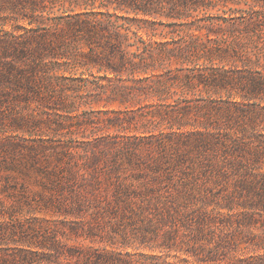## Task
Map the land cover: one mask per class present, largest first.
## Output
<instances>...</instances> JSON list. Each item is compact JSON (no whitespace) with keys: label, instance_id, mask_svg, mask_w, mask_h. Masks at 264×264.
<instances>
[{"label":"trees","instance_id":"16d2710c","mask_svg":"<svg viewBox=\"0 0 264 264\" xmlns=\"http://www.w3.org/2000/svg\"><path fill=\"white\" fill-rule=\"evenodd\" d=\"M11 91L56 98L12 121L26 131L46 114L56 133L67 129L28 153L70 159L62 181L82 184L65 214L81 219L64 230L34 224L24 236L0 229V264H174L164 256L172 251L216 262L214 236L227 225L264 224V0H0V105ZM68 91L137 103L130 110H143L146 128L79 140ZM112 111L111 126L129 113ZM181 146L222 152L217 170L234 183L200 196L166 188L160 156ZM143 165L158 173L151 182L121 172ZM72 234L105 244H70ZM9 239L19 247L2 246Z\"/></svg>","mask_w":264,"mask_h":264},{"label":"rangeland","instance_id":"374dc122","mask_svg":"<svg viewBox=\"0 0 264 264\" xmlns=\"http://www.w3.org/2000/svg\"><path fill=\"white\" fill-rule=\"evenodd\" d=\"M9 28V26H8ZM22 92L11 91L6 101L0 105V229L6 230L8 235L24 236L26 233H32L30 226L42 225L51 226L60 230H64L73 220H80L76 214H65L68 198L73 190L81 187L82 179L63 180L61 174L67 173V162L70 159L63 157L59 160L56 155L48 149L39 151L33 156L28 153V147L35 144L34 141L42 137L52 140L57 139L60 135L67 133V129L59 130L56 133L55 126L58 120L46 122L49 117L43 114L40 126L27 127L26 131H18L16 125L13 124V118L18 116L20 112H28V110L50 109L53 106H59L56 98H51L49 94H44L40 99L37 95L20 94ZM66 101L76 109L71 119L73 136L79 140H83L86 135L91 136L93 131L99 135L110 134H140L146 127L145 121L141 119L143 110L131 111L136 108L137 103H122L119 100L108 101L106 95L99 97L88 91H68ZM49 97L47 99H42ZM61 104V103H60ZM112 110H129V113L123 112L122 119L116 125H110V119L114 117ZM88 120L90 124H83ZM52 127H48V124ZM111 126V127H108ZM156 132L159 127H156ZM62 133V134H61ZM71 136L70 134L64 135ZM224 138V137H223ZM15 146V148H13ZM47 150V151H46ZM168 154V157L162 158V169L160 172V183L166 188L176 191L177 188L187 189L193 188L197 196L216 193L225 184L232 185L234 179L223 175L217 170L216 164L222 161V152L218 158H212L213 154L208 153L204 160L200 151L189 149L187 153L184 146H181L177 152ZM151 156L145 154L137 159V161L149 160ZM76 159H72V167H76ZM125 159V158H124ZM94 168L99 164L92 163ZM81 164L86 163L85 160H79ZM101 166L105 164L101 161ZM128 166V164H126ZM122 168L125 175H140L135 180V184L142 182H151L158 173L155 168L142 166V169ZM106 166L104 169L108 168ZM231 170L230 168L228 169ZM134 180L132 175L128 179ZM59 185H56L58 184ZM61 185V186H60ZM91 218L90 213L86 214ZM67 220V221H65ZM264 224L263 221L249 224L247 227L241 228L235 223L227 225L220 236L210 233L209 237H215L216 241H221L223 246L218 253L213 252L216 262L209 263L199 261L197 257L175 251L164 252V256L174 264H261V256L264 257ZM15 238V237H14ZM99 240V239H97ZM70 244H94L95 246L104 245V242H93L85 239L84 236H76L72 234L69 239ZM2 246L16 248L19 244L9 239L3 242ZM214 246V245H212ZM109 247L111 248L110 244ZM132 250V248H129ZM148 252H151L148 250ZM153 252V251H152ZM155 253L161 254L158 250ZM211 254V253H210ZM187 258L189 261H185Z\"/></svg>","mask_w":264,"mask_h":264}]
</instances>
